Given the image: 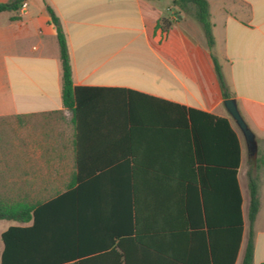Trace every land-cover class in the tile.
<instances>
[{"label": "crops", "instance_id": "crops-1", "mask_svg": "<svg viewBox=\"0 0 264 264\" xmlns=\"http://www.w3.org/2000/svg\"><path fill=\"white\" fill-rule=\"evenodd\" d=\"M26 1L24 12L0 13V201L36 207L27 221L0 219V264L5 232L18 264H214V249L219 263L222 249L230 257L243 228L242 264L251 168L253 264H264V0H208L212 47L171 4ZM47 5L67 38L71 108ZM214 58L255 152L225 106ZM202 113L230 120L239 165L235 138Z\"/></svg>", "mask_w": 264, "mask_h": 264}, {"label": "trees", "instance_id": "trees-1", "mask_svg": "<svg viewBox=\"0 0 264 264\" xmlns=\"http://www.w3.org/2000/svg\"><path fill=\"white\" fill-rule=\"evenodd\" d=\"M26 0H10L9 2H0V13L4 11H14L18 12L21 8L22 3ZM156 3H162L163 0H152ZM169 4L173 5V7L177 10L178 14L185 12L187 14L192 15L202 26L204 33L206 35L209 47H212L214 44V37L212 33L213 23L211 21V15L209 12V3L208 0H169ZM47 10L51 16V21L54 24L57 32V38L60 47V58L62 63V99L63 103L66 107H72L73 104L78 100V88L74 86L73 79H72V66L70 60V54L68 49V43L66 34L62 28L60 23V19L53 10V8L47 5ZM16 19V16L12 17ZM162 27L165 29L171 26V21L169 18L165 17L162 18L159 22ZM216 72L218 74V78L221 83L222 91L224 99L231 98L230 93L227 90L226 84L224 82L222 72L220 69V65L217 60L214 58ZM195 112L194 110H190L191 120L193 119L192 114ZM205 117L204 120H208L213 123L215 128H219L222 131H226L231 136V143L232 138H235V149L237 153V162L238 165L240 163V140L238 135H236L230 120L227 118L216 117L210 114L202 113ZM198 128L197 125L193 126V130ZM261 159L258 158L256 164V171L258 172L260 169ZM248 178H249V193H250V207H249V221H250V232H249V239L245 249L244 257L242 260V264H253L254 259V251H255V242H254V229L253 224L256 219V216L260 209V199H259V177L258 175L254 174V168H251L248 171ZM36 207V203L33 202H6L0 201V219H13L18 221H27L34 215V209ZM242 229L239 228L238 234V241L236 248L230 255H227L226 252L222 249V254L219 258L220 263L217 261L214 249V264H235L238 249L241 241ZM10 233L5 232L3 234V239L5 241V249L2 254V262L1 264H18L15 262V259L11 256L13 251H11V241H9ZM70 260H66L63 264H68ZM77 264H85L83 261H80Z\"/></svg>", "mask_w": 264, "mask_h": 264}, {"label": "water", "instance_id": "water-1", "mask_svg": "<svg viewBox=\"0 0 264 264\" xmlns=\"http://www.w3.org/2000/svg\"><path fill=\"white\" fill-rule=\"evenodd\" d=\"M224 103L231 117L233 118L238 128L242 132L246 140V143L248 144V147L255 152L257 148L255 135L248 126V124L246 123V121L244 120V118L242 117L238 109L236 100L233 98H228L224 101Z\"/></svg>", "mask_w": 264, "mask_h": 264}, {"label": "rangeland", "instance_id": "rangeland-1", "mask_svg": "<svg viewBox=\"0 0 264 264\" xmlns=\"http://www.w3.org/2000/svg\"><path fill=\"white\" fill-rule=\"evenodd\" d=\"M158 4V6H160L161 8H166L168 5H170L169 4V0H163V2L162 3H157ZM174 10H175V12L172 14V15H175V14H177V10L174 8ZM162 18H165V17H162ZM161 18V19H162ZM167 18H169V17H167ZM160 19V20H161ZM1 125H2V122H0V127H1ZM239 129V128H238ZM250 154H251V152H250ZM253 154H255L254 152L251 154L253 157V163H254V165H255V155H253ZM251 155H250V158H251ZM257 156V155H256Z\"/></svg>", "mask_w": 264, "mask_h": 264}, {"label": "built area", "instance_id": "built-area-1", "mask_svg": "<svg viewBox=\"0 0 264 264\" xmlns=\"http://www.w3.org/2000/svg\"><path fill=\"white\" fill-rule=\"evenodd\" d=\"M27 6H28L27 1H24V2L22 3V5H21L20 11H21V12H24V11L26 10Z\"/></svg>", "mask_w": 264, "mask_h": 264}]
</instances>
